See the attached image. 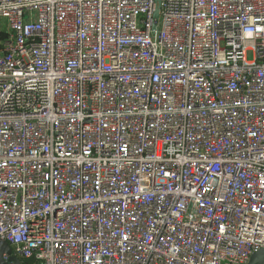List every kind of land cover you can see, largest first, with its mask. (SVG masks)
<instances>
[{
  "label": "built area",
  "instance_id": "1",
  "mask_svg": "<svg viewBox=\"0 0 264 264\" xmlns=\"http://www.w3.org/2000/svg\"><path fill=\"white\" fill-rule=\"evenodd\" d=\"M0 240L22 264L264 249V0H0Z\"/></svg>",
  "mask_w": 264,
  "mask_h": 264
},
{
  "label": "water",
  "instance_id": "2",
  "mask_svg": "<svg viewBox=\"0 0 264 264\" xmlns=\"http://www.w3.org/2000/svg\"><path fill=\"white\" fill-rule=\"evenodd\" d=\"M157 16V13L155 14ZM0 264H22L21 261L12 254V250L7 242L0 240ZM247 264H264V249L254 253Z\"/></svg>",
  "mask_w": 264,
  "mask_h": 264
},
{
  "label": "rangeland",
  "instance_id": "3",
  "mask_svg": "<svg viewBox=\"0 0 264 264\" xmlns=\"http://www.w3.org/2000/svg\"><path fill=\"white\" fill-rule=\"evenodd\" d=\"M23 263H24V261H23Z\"/></svg>",
  "mask_w": 264,
  "mask_h": 264
}]
</instances>
